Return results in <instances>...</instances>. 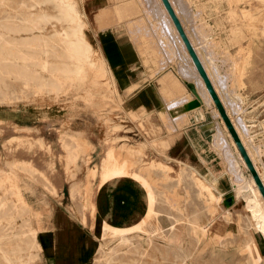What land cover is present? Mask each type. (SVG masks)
<instances>
[{
  "label": "rangeland",
  "instance_id": "374dc122",
  "mask_svg": "<svg viewBox=\"0 0 264 264\" xmlns=\"http://www.w3.org/2000/svg\"><path fill=\"white\" fill-rule=\"evenodd\" d=\"M214 1L193 0V3L209 4L203 17L213 25L214 37L220 40L226 38L231 25L226 17L229 4L225 0ZM75 3L83 18L85 38L93 51L91 62L76 71L66 35L68 23L57 18L41 19L43 14L59 15L53 2L0 0V54L4 50H17L28 55L25 61L0 56V101L4 97L0 102V202L20 204L28 212L22 217L19 213L10 217L4 216L7 212L0 209V264H213V258L217 259L214 264H264V234L256 231L253 220L242 209L245 197L236 195L223 151L214 141L218 130L237 159L238 153L221 116L205 100L197 81L180 74L179 64L173 58L156 55L154 48L152 52L151 44L157 40L151 34L152 29L148 28L150 31H143L142 35L135 34L147 23L144 9L135 0L129 4L122 0H75ZM214 5L218 7L215 11ZM216 21H223L226 26L222 27L227 31L218 29ZM111 33L135 44L143 63L139 66L143 69L141 75L147 79L145 83H152V106L142 111L126 108L117 94L113 62L100 45L114 42L106 38ZM248 38L241 42L244 48L249 46ZM236 51L237 46H231L230 52ZM242 55L247 59L246 53ZM251 55L252 63L243 77L244 83L237 88L243 97L241 110L237 113L231 110V115L242 118L249 132L247 139L258 145L264 144V35L256 36ZM102 70H107V75L94 78L93 72ZM72 72L78 74L72 76ZM169 73L184 83L190 98L177 100L176 104L168 100L166 91L173 88L162 79ZM186 80L196 84L203 99L200 113L205 114L208 129L212 131L209 145L216 156L213 160L206 155L202 157L204 153H198L188 143L184 145L185 136L170 148L195 114V107L178 109L194 96ZM168 102L173 106L167 105ZM124 145L142 148L146 158H158L172 165L171 177L168 172L163 175L156 169L160 180L150 184L135 166L128 172L129 158L117 153ZM74 154L77 160L71 162ZM257 159L263 170L264 154ZM8 161L13 162L10 165ZM240 166L244 175L249 176L250 169L243 163ZM13 172L16 178L10 176ZM125 172L149 190L151 198L146 208L143 191L122 181L131 180ZM105 175L112 179L122 176V179L105 186L102 180ZM197 179L215 186L214 193L220 196L221 210L226 213L215 212L219 214L215 220L220 225L213 228L220 232V246L200 259L188 260L184 257L186 244L182 248L172 246L169 238L186 230L192 239L188 244L194 248L192 225L200 220L206 226L212 219ZM16 183L21 187L17 189ZM176 201L182 211L172 205ZM158 210L161 212L157 220L153 215ZM107 212L109 220L115 223H122L124 218L136 221L129 227H109L102 224ZM176 217L182 221H175Z\"/></svg>",
  "mask_w": 264,
  "mask_h": 264
},
{
  "label": "bare ground",
  "instance_id": "6f19581e",
  "mask_svg": "<svg viewBox=\"0 0 264 264\" xmlns=\"http://www.w3.org/2000/svg\"><path fill=\"white\" fill-rule=\"evenodd\" d=\"M45 1L53 2L59 11V15L43 14L41 16V19L49 20L50 18H57L59 20H64L68 23L69 28H67L66 35L70 39L69 40L70 46H71L70 52H71L72 58L74 60V62H73V66L75 67L74 70L76 71V69L78 70L80 68H83L82 66L84 64L91 62L93 51L91 50V45L87 42V40L85 38L84 31H83V26H84L83 20H82L83 18H81L80 11H79L76 3H75V0H45ZM122 1L125 4H129L130 2H133L134 0H122ZM135 1L142 6V8L144 9V11L147 15V23L146 24L144 23V25L142 24L144 26V29H145V27L147 29L146 30L138 29L136 33H135V31H132L131 29H129V30L132 33H135V34L140 33L142 35V34H144L143 31L148 32V31H150V30H148V28L152 29L155 33L151 30L152 31L151 34L157 36L156 38L158 40V41L154 40L156 42H153L151 44L152 52H153V48H154L156 55L159 56L160 54H163V57H164V54H166L169 58H171V60L174 59V61H177V63L179 64V68H180L179 69L180 74H182L184 77H189V79L192 78V80L194 78V80L197 81L196 83L198 85V88L200 89L205 100L213 107L214 113L217 116H221L223 123H224V127L227 130V134L230 137L231 142L233 143V145L236 148L239 159H237L232 154L231 148L228 145L227 140L224 138V136L220 130H218L216 135L214 136L215 144L217 145V147L220 150L223 151V153L222 152L221 153L224 155L223 157L225 158V160L227 162V167H228L227 169H228L229 173L231 174L233 183L235 185L236 195L240 194L241 196L245 197L246 203L242 209L251 218V220H253L256 231H261L264 234V196H263L253 174L250 172L249 176H245L244 173L242 172L241 166H240L241 163H243L246 167H248V165H247L239 147L237 146V143H236L234 137L232 136L227 124L225 123V121H224L215 101H214V98L211 95L202 75L200 74V72H199V70H198V68H197V66H196L187 46H186V44H185V41L183 40V38H182V36H181L177 26H176L171 14L169 13L164 1L163 0H135ZM170 1H171L172 5L174 6L177 14L179 15L189 38L191 39L195 49L197 50V52H198V54H199V56H200V58L204 64V66H205V68H206L217 92L219 93V95H220V97H221V99H222V101H223V103L227 109L228 114L230 115V117H231V119H232L242 141H243V143L245 144V146H246L253 162L255 163V166L257 167V169L261 175V178L264 182V167H263V170L260 168V164L258 163V159H257V156L261 155L262 153L264 154V144H258V145L252 144L250 142L251 139L250 140L247 139L248 138L247 135L249 132L246 129V126L244 125L243 120H241L242 118L241 119H237V118L235 119L231 115L232 111H236V113H237V111L239 112L241 110V102L243 100L242 99L243 97H241V95H239V93L237 92V88L244 83L243 77L248 72V69L251 66V63H252L251 53H252V49H253V45H254L256 36L259 34L264 35V0H233L234 1V2L232 1L233 3H231L230 0H225L229 4L228 13H227V16L226 15L225 16L229 19V21L231 22L230 23L231 25H230L229 30L227 31V30H225L224 27H222V26H226V25H224V23H222L223 21L222 22L216 21L217 28L219 27L221 30H225V32L227 31L226 32V38H221L220 40H218L214 37L213 25L208 20H206L207 18L205 19L203 17V12L205 10V7L209 4H207L205 2L203 4L196 5V3H193V0H170ZM216 1H219V0H215L214 2H216ZM216 5H217V3H216ZM216 5H214L215 6L214 11H215V9L216 10L218 9V7ZM242 5H245V6H242ZM139 9H140V7H139ZM226 17H224V18H226ZM221 19H223V18H221ZM218 20H219V18H218ZM227 21H225V22H227ZM219 32H220V30H219ZM149 35H150V33L149 34L147 33V36H149ZM245 38H248V40H250V43H249V46L244 48V45H242L241 42ZM231 46H237V51L234 54L232 52H230ZM151 47H149V49H151ZM243 52L246 53L247 56L246 55L245 56L247 57V59L244 58V56L242 55ZM0 56H2L5 59H7V58L8 59H11V58L20 59V58H22L23 60L24 59L26 60L28 55H25V54L22 55L17 50H4V52H1ZM32 56L33 55H31V58H32ZM165 59L166 58H164V60ZM39 62L40 61H38V63ZM42 63H43V61H42ZM16 64H18V63H16ZM107 64H109V63H107ZM163 65H164V63L162 64V66ZM34 66H36V65H34ZM160 66L161 65H159V67ZM109 67H108V69H109ZM32 68H34V67H32ZM100 69H101V67H100ZM9 72H11V71H9ZM19 72H21V71H19ZM34 72H35V70H34ZM35 73H37V72H35ZM74 73H77V72H74ZM74 73L73 72L71 73L72 76ZM109 73H110V71H109ZM10 75H11V73H10ZM21 75L22 74H20L19 78L21 77ZM26 75H27V73H26ZM67 75H68V73H67ZM92 75L94 76V78L95 77H97V78L98 77H105V75H107V70L95 71V72H93ZM25 77H27V76H25ZM69 77H70V74H69ZM22 78H24V77H22ZM162 80H163V82L168 84L167 86H169V88H173L172 90L166 91L168 93L167 98L172 103L176 104L177 100L180 101V100H186V99H188V97L190 98V94L188 92L186 93L184 90V88H185L184 83L182 81H180V79L175 77L172 73L167 74ZM24 81H22V82H24ZM43 84H44V82H43ZM114 84H115V82H114ZM199 89H198V91H199ZM0 91H2V89ZM176 96H178V97L176 98ZM12 100H13V98H12ZM189 100H191V99H189ZM189 100H187V101H189ZM2 101H4V97H3ZM2 101H0V102H2ZM186 102H184V104H186ZM168 103H167V105H170V103L169 104ZM181 105H183V104H181ZM170 106H173V105H170ZM233 113H235V112H233ZM113 143H114V141H113ZM111 144L112 143H110V145ZM65 147H66V145H65ZM123 148L126 149V152H122ZM76 150H77V147H76ZM117 150H118L117 153L119 156L122 155L124 157L129 158L128 159L129 163L127 162L128 164L126 165L127 166L126 168H128V172L133 171V170H131L132 166H135V168L139 170L138 173L141 172V174H143L146 177V180L149 181L150 184H151V181L156 183L157 181L160 180V178H158V176L155 174L156 169L157 170L160 169V171L163 173V175H165V172H168L170 177H171V175H170L171 170H174V169H172L173 168L172 165H167L168 163H164V161H160L158 158L157 159L156 158H152V159L146 158V155L144 153V149H142V148L135 149V148H130L127 145H124V146L119 147ZM118 158H116V159H118ZM76 160H77V156L75 154L73 156L71 155L70 161L76 162ZM12 162L13 161H8L9 164ZM13 166H14V164L12 165V167ZM126 168H125V170H126ZM11 170H13V169H11ZM125 175L128 176L130 174H127V172H125ZM10 176H12L14 178L17 177V175L14 172L11 173ZM10 176L8 175V177H10ZM130 177H131V180L135 182V184H136L135 186H138V188H140L143 191L144 203H145V208H146L148 205V199L151 198V195H149V190L147 188H144L143 185L138 182V180L133 179L134 178L133 176L130 175ZM177 177H178L177 179H179L181 177V172L179 170L177 172ZM121 179H122V176H116L114 179H112V178H108L107 175H105L102 180H103V185L106 186V185H109V184L116 182L118 180H121ZM196 183H198V185L201 188V194L203 196H206V198L205 199L203 198V199L207 203V208H208L207 210H209V212L210 211L212 212V215H211L212 219L209 221V224L207 223L208 225H206V226L200 220L197 221V223L195 225L193 224L192 227L189 226V223H187L188 226L191 227V234L193 236H195L193 238L195 241V247L194 248H191L190 245L188 244L192 241V239L189 237L190 235L188 234V232H186V230L185 231L182 230L181 232H175L169 238V243L172 244V246H175V245L180 246L181 245L180 248H182V245L186 244L185 246H183V249L185 250V256H184V254H183V256L188 260L200 259V258L204 257L206 253L215 251L216 248L218 246H220L219 244L221 241L218 238L219 237L218 234L220 232L217 231L216 227L213 228L214 225H220V224H218V222H216L217 220H215L219 217V214L215 213V212H217L218 210L222 211L221 205H220V202H221L220 196H217L216 193H214V190L216 189L214 185H212L208 182H205L203 180H200V179H197ZM15 186L18 189V187L20 185L18 183H16ZM155 187H156V185H155ZM171 196H172V194H171ZM203 196H201V197H203ZM118 197H120V196H118ZM2 198L4 199V197H2ZM174 198L175 197H173V199ZM167 199H168V197H167ZM176 200L178 201L179 199H176ZM177 201L171 202V203H172V205L174 204V206L176 208H179L182 211V207H178V205H180V204ZM168 202L170 203V201H168ZM117 206H119V205H117ZM0 209H2L1 211H3L4 213L7 212V215H5L6 214L5 213L4 216H10V217L12 214H15V213H19L21 217L24 215H27V213H28V212H25L26 210H24V207H22V205L15 204V203L12 204V203H1L0 202ZM160 212L161 211L158 210L157 211L158 214L153 215V217L158 220L159 219L158 215L160 214ZM222 212L226 213V211L224 209ZM111 213H112V211H111ZM141 215L142 214H140V216ZM181 217H183V216H181ZM233 218H235V217H233ZM11 219L13 220L16 218H11ZM108 219H109V214L107 212L104 215V220H103L102 224H106L109 227L112 226V227H117V228L120 226L121 227H127L129 224L133 225L134 222L136 221L134 219L128 220V218H124L123 219L124 221L122 223H115V222L111 221L112 223L110 224L107 222ZM147 219H148V217H147ZM175 221H182V220L180 217H176ZM185 221H187V220H185ZM25 222L27 223V221H25ZM191 222H192V219H191ZM155 223H157V225H158L157 221ZM174 223H176V222H174ZM182 225H184L183 222H182ZM182 228H183V226H182ZM121 229H123V228H121ZM253 232L254 231L252 230L251 234ZM228 233L230 234V232H228ZM225 236H228V234H226ZM223 238H224V236H223ZM252 239H254V238H252ZM242 247H244V246H242ZM252 247H253V245H252ZM244 252H246V251H244ZM181 259H182V257H181ZM213 259H214V261H212V262L214 264L217 259L216 260H215V258H213Z\"/></svg>",
  "mask_w": 264,
  "mask_h": 264
},
{
  "label": "crops",
  "instance_id": "0c3cea01",
  "mask_svg": "<svg viewBox=\"0 0 264 264\" xmlns=\"http://www.w3.org/2000/svg\"><path fill=\"white\" fill-rule=\"evenodd\" d=\"M108 37L110 39L112 38V41H114L112 44L102 45L99 38L98 42L105 54H107L113 62V70L116 73L117 94L122 97L126 108L133 111H142L144 108H147V106H152V83H145L147 79H143V75H141L143 69L139 68V66L140 64L143 65V63L141 62L135 44L133 42L131 44L125 40H120V36L117 33L106 34V38ZM110 39L107 40L109 41ZM143 83H145L144 87H142ZM201 107H195V114L191 116V122L184 126L177 141L170 148L176 145L179 140L185 136L187 142H185L184 145L188 143L195 148L198 153H204H201L202 157H205V155L207 157L211 156L210 160H213L216 156L213 155L212 148L209 145V137L212 131L208 129V123L206 117H204L205 114L201 115L200 113ZM197 114H200V116H197ZM132 122L134 123V120ZM122 181L130 182L132 187L138 188V186H135V182L129 178H125ZM107 222L110 224L112 223L109 219ZM258 247L261 250L259 243Z\"/></svg>",
  "mask_w": 264,
  "mask_h": 264
},
{
  "label": "water",
  "instance_id": "95a60500",
  "mask_svg": "<svg viewBox=\"0 0 264 264\" xmlns=\"http://www.w3.org/2000/svg\"><path fill=\"white\" fill-rule=\"evenodd\" d=\"M169 13L171 14L183 40L185 41V44L200 72V74L202 75L211 95L213 96L214 98V101L225 121V123L227 124L232 136L234 137L236 143H237V146L239 147L247 165H248V168L250 169L251 173L253 174L263 196H264V182L261 178V175L257 169V167L255 166V163L253 162L245 144L243 143L230 115L228 114L227 112V109L219 95V93L217 92L197 50L195 49L191 39L189 38L186 30H185V27L179 17V15L177 14L174 6L172 5L171 1L170 0H163ZM186 84L187 86L189 87V89L193 92L194 96L192 97L191 100H189L188 102H186V105H183L181 107H179L178 109L179 110H184V109H190V108H193V107H197V106H201L202 103H203V99L202 97L200 96V94L198 93V90H197V87H196V84L193 82V81H190V80H186Z\"/></svg>",
  "mask_w": 264,
  "mask_h": 264
}]
</instances>
